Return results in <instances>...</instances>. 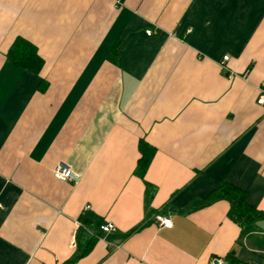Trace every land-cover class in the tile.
<instances>
[{
  "label": "crops",
  "instance_id": "0c3cea01",
  "mask_svg": "<svg viewBox=\"0 0 264 264\" xmlns=\"http://www.w3.org/2000/svg\"><path fill=\"white\" fill-rule=\"evenodd\" d=\"M260 89L264 0H0V264H64L86 205L115 228L70 264H264V219L215 196L264 211Z\"/></svg>",
  "mask_w": 264,
  "mask_h": 264
},
{
  "label": "trees",
  "instance_id": "16d2710c",
  "mask_svg": "<svg viewBox=\"0 0 264 264\" xmlns=\"http://www.w3.org/2000/svg\"><path fill=\"white\" fill-rule=\"evenodd\" d=\"M7 59L21 68H28L33 71H37L42 65V59L38 56L35 47L21 37H17L11 44L7 52ZM138 149L140 156L137 159L134 173L143 178L154 156L155 148L146 141L140 140ZM215 196L229 202L228 217L240 225L264 219V211L249 205L244 199L243 191L232 184H223ZM78 221L79 226L75 235L77 246L72 256L64 264H70L84 256L100 235L99 227L102 222L97 215L85 210L80 214ZM226 264L246 263L229 254L226 257Z\"/></svg>",
  "mask_w": 264,
  "mask_h": 264
},
{
  "label": "built area",
  "instance_id": "2783aa9c",
  "mask_svg": "<svg viewBox=\"0 0 264 264\" xmlns=\"http://www.w3.org/2000/svg\"><path fill=\"white\" fill-rule=\"evenodd\" d=\"M146 32L148 35H150L152 33V30L147 29ZM228 59H229L228 55L223 56V59L220 64L222 66L226 65V62L228 61ZM257 102L259 104L264 103V89H260ZM52 172L56 178L60 180H65V181H74V177L76 176L75 173L72 172L71 169L68 168L66 164L63 162L56 163ZM0 207H1V204H0ZM89 207L90 205H86L84 207V210H88ZM155 219L158 221L160 226H164L168 228L172 226V220L169 216L159 214L155 216ZM99 228H100V235L98 237H102L105 233L113 231L115 228V225L112 222H105V223H102Z\"/></svg>",
  "mask_w": 264,
  "mask_h": 264
},
{
  "label": "water",
  "instance_id": "95a60500",
  "mask_svg": "<svg viewBox=\"0 0 264 264\" xmlns=\"http://www.w3.org/2000/svg\"><path fill=\"white\" fill-rule=\"evenodd\" d=\"M214 262H215L216 264H218V261H217V260H215Z\"/></svg>",
  "mask_w": 264,
  "mask_h": 264
}]
</instances>
